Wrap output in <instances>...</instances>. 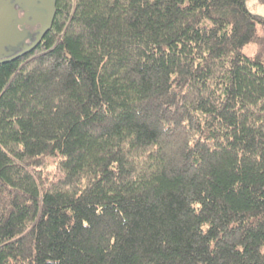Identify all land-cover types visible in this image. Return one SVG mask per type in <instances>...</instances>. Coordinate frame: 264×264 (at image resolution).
Segmentation results:
<instances>
[{
  "label": "trees",
  "instance_id": "1",
  "mask_svg": "<svg viewBox=\"0 0 264 264\" xmlns=\"http://www.w3.org/2000/svg\"><path fill=\"white\" fill-rule=\"evenodd\" d=\"M0 264H264V16L57 0L0 62Z\"/></svg>",
  "mask_w": 264,
  "mask_h": 264
},
{
  "label": "water",
  "instance_id": "2",
  "mask_svg": "<svg viewBox=\"0 0 264 264\" xmlns=\"http://www.w3.org/2000/svg\"><path fill=\"white\" fill-rule=\"evenodd\" d=\"M56 11L57 0H0V62L33 50L51 29Z\"/></svg>",
  "mask_w": 264,
  "mask_h": 264
},
{
  "label": "rangeland",
  "instance_id": "3",
  "mask_svg": "<svg viewBox=\"0 0 264 264\" xmlns=\"http://www.w3.org/2000/svg\"><path fill=\"white\" fill-rule=\"evenodd\" d=\"M247 5L250 8V10L263 15L264 16V4L261 2V0H247ZM244 51L248 55H253L256 51V44L255 43H248L244 46ZM56 158L54 156H51L48 161V170L50 176H54L57 173L56 169ZM44 174H47V171L44 172Z\"/></svg>",
  "mask_w": 264,
  "mask_h": 264
},
{
  "label": "flooded vegetation",
  "instance_id": "4",
  "mask_svg": "<svg viewBox=\"0 0 264 264\" xmlns=\"http://www.w3.org/2000/svg\"><path fill=\"white\" fill-rule=\"evenodd\" d=\"M36 27H34L33 29H35Z\"/></svg>",
  "mask_w": 264,
  "mask_h": 264
}]
</instances>
